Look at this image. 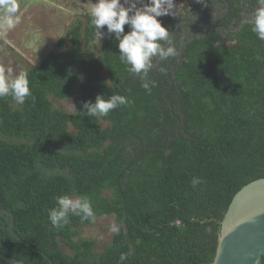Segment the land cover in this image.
<instances>
[{"label":"trees","instance_id":"obj_1","mask_svg":"<svg viewBox=\"0 0 264 264\" xmlns=\"http://www.w3.org/2000/svg\"><path fill=\"white\" fill-rule=\"evenodd\" d=\"M91 20L76 19L26 71L34 100L0 98V264H120L127 252L124 264H212L233 197L264 178V41L251 24L233 44L216 32L193 41L169 90L165 63L150 70L149 95L106 26L93 42ZM117 94L131 103L82 113ZM52 98L76 99L74 112ZM63 195L89 197L119 233L99 250L79 237L92 222L72 214L53 227L48 210Z\"/></svg>","mask_w":264,"mask_h":264},{"label":"clouds","instance_id":"obj_2","mask_svg":"<svg viewBox=\"0 0 264 264\" xmlns=\"http://www.w3.org/2000/svg\"><path fill=\"white\" fill-rule=\"evenodd\" d=\"M256 7L251 16V31L264 41V0H255ZM139 5V6H138ZM3 15L0 27L11 30L19 22L17 0H0ZM174 0H95L91 8V23L94 27V43H98L106 26L109 34H114L118 41L120 62L127 66L132 74L139 77L141 88L151 94L155 82L148 75L153 68V59L168 60L176 52L172 46L171 33L162 26L158 17L174 15ZM125 26L128 31L125 33ZM13 69L0 65V98L12 97L18 105H23L27 98L35 99L29 87L28 73L21 71L12 78ZM169 80V79H168ZM131 103L124 95H113L105 98L99 95L94 103H84L82 112L87 116L105 117L118 107ZM204 183L201 178L193 177L191 186ZM56 207L48 210V219L55 228H62L70 223V215L74 214L81 221L94 223L96 216L91 200L87 196L71 198L68 195L55 197ZM109 231L119 233V227L113 223ZM131 252L120 254V264L129 259Z\"/></svg>","mask_w":264,"mask_h":264},{"label":"rangeland","instance_id":"obj_3","mask_svg":"<svg viewBox=\"0 0 264 264\" xmlns=\"http://www.w3.org/2000/svg\"><path fill=\"white\" fill-rule=\"evenodd\" d=\"M185 1L174 0V5ZM17 3L20 22L11 30L0 27V65L13 69V79L54 50L56 41L65 36L75 20L91 13L95 0H17ZM2 15L0 8V17ZM157 19L161 20L160 17ZM156 61L154 58L153 65ZM52 101L65 112L75 110L76 99L52 98ZM113 223L109 216L96 217L94 223L81 228L79 237L94 239L100 250L112 237L109 226Z\"/></svg>","mask_w":264,"mask_h":264},{"label":"water","instance_id":"obj_4","mask_svg":"<svg viewBox=\"0 0 264 264\" xmlns=\"http://www.w3.org/2000/svg\"><path fill=\"white\" fill-rule=\"evenodd\" d=\"M230 8L228 0H224ZM227 16L213 20L184 19L172 34L176 51L177 34L181 24H216ZM173 58V57H172ZM172 86L171 77L167 73ZM264 259V178L241 188L233 197L220 226L218 243L212 264H262Z\"/></svg>","mask_w":264,"mask_h":264},{"label":"flooded vegetation","instance_id":"obj_5","mask_svg":"<svg viewBox=\"0 0 264 264\" xmlns=\"http://www.w3.org/2000/svg\"><path fill=\"white\" fill-rule=\"evenodd\" d=\"M228 1L230 3V8H228V4L224 0H186L185 2H179L175 5L174 15L160 17V21H163L164 26H167V22H174V31L175 26L184 19L194 18L202 21H213L227 16L226 19L216 24H181L177 34L176 54L173 58L171 57L168 60H160L157 57V61L152 69L157 70L165 63V69L162 72L168 79L167 73L169 74L170 70L173 69L175 65H179L183 58L182 55L185 53L186 45L200 38H204L206 35L213 32L220 34L221 39L226 40V45L233 44L234 41L229 40L230 36L242 29L244 25L251 24V16L256 4L255 0ZM164 18L171 20L165 22Z\"/></svg>","mask_w":264,"mask_h":264}]
</instances>
